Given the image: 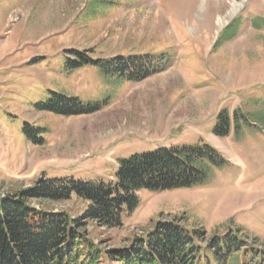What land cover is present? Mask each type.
<instances>
[{
  "label": "rangeland",
  "instance_id": "rangeland-1",
  "mask_svg": "<svg viewBox=\"0 0 264 264\" xmlns=\"http://www.w3.org/2000/svg\"><path fill=\"white\" fill-rule=\"evenodd\" d=\"M146 54L163 70L140 81L107 64ZM84 56L93 62L73 63ZM52 93L95 111L40 109ZM203 143L224 161H203L201 183L139 190L119 227L82 220L84 239L130 249L157 222L181 221L205 242L243 235L237 254L206 264H264V0H0V195L40 177L111 183L136 153ZM44 208L80 217L86 202Z\"/></svg>",
  "mask_w": 264,
  "mask_h": 264
},
{
  "label": "trees",
  "instance_id": "trees-1",
  "mask_svg": "<svg viewBox=\"0 0 264 264\" xmlns=\"http://www.w3.org/2000/svg\"><path fill=\"white\" fill-rule=\"evenodd\" d=\"M149 55H122L107 62L113 74L140 81L163 67ZM93 62L83 57L80 63ZM112 74V75H113ZM39 108L60 115H81L95 111L74 98L57 96L41 103ZM35 142L41 129L25 126ZM218 135L226 133L221 126ZM39 138V139H38ZM203 161L219 165L223 156L213 146L160 147L151 152L136 153L119 163L111 183L72 178L40 177L31 187L0 195V264H98L102 258L121 264H205L211 254L226 259L244 247L243 235L224 234L204 241L202 229H189L181 221H159L153 231L135 240L130 249L101 251L84 239L82 220L92 219L99 226L117 228L122 214L139 204L136 192H152L189 188L205 177ZM73 196L86 202L84 213L72 217L66 211H49L44 205L70 200ZM36 202L40 207L33 205ZM210 253V254H209Z\"/></svg>",
  "mask_w": 264,
  "mask_h": 264
}]
</instances>
